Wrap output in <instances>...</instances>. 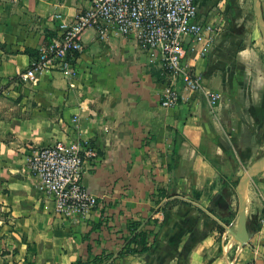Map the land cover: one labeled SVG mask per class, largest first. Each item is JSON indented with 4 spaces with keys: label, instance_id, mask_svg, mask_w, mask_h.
Returning a JSON list of instances; mask_svg holds the SVG:
<instances>
[{
    "label": "crops",
    "instance_id": "0c3cea01",
    "mask_svg": "<svg viewBox=\"0 0 264 264\" xmlns=\"http://www.w3.org/2000/svg\"><path fill=\"white\" fill-rule=\"evenodd\" d=\"M81 5L0 0V246L8 264H86L116 254L133 221L153 231V244L112 264H264V171L249 185L248 222L257 227L249 242L238 250L218 230L237 228V181L264 148V43L254 0H199L198 20L212 40L187 37L186 61L222 93L215 114L189 89L177 107H163L162 64L115 32L85 33L75 75L19 81L29 51L57 34L54 14L72 20ZM56 141L98 148L83 180L100 201L85 217H57L29 168L32 148Z\"/></svg>",
    "mask_w": 264,
    "mask_h": 264
},
{
    "label": "built area",
    "instance_id": "2783aa9c",
    "mask_svg": "<svg viewBox=\"0 0 264 264\" xmlns=\"http://www.w3.org/2000/svg\"><path fill=\"white\" fill-rule=\"evenodd\" d=\"M82 5L72 20L62 13L54 14L59 21L57 34L51 36L32 56L29 66L18 73L23 83L37 81L41 76L62 72L73 76L86 45L85 33L92 29L101 38L113 32L134 37L139 46L162 64L165 84L161 105L177 107L182 90L198 91L208 99L212 113L220 106L222 93L208 87L203 75L186 61L189 50L186 38L195 42L206 37L207 28L198 20L199 0H81ZM207 47L203 50L205 54ZM98 148L90 142L56 141L32 148L29 168L38 185L55 202V215L64 219L85 217L99 205L83 180V170L98 158ZM264 222V208L261 217Z\"/></svg>",
    "mask_w": 264,
    "mask_h": 264
},
{
    "label": "water",
    "instance_id": "95a60500",
    "mask_svg": "<svg viewBox=\"0 0 264 264\" xmlns=\"http://www.w3.org/2000/svg\"><path fill=\"white\" fill-rule=\"evenodd\" d=\"M254 10L256 14L257 24L264 40V15L261 0H254ZM264 171V155L254 161L252 165L240 177L236 191L239 199V212L237 228L228 227L223 233L224 239L231 235L237 243H239L238 250L247 244L255 233V229L248 222V190L253 177Z\"/></svg>",
    "mask_w": 264,
    "mask_h": 264
},
{
    "label": "trees",
    "instance_id": "16d2710c",
    "mask_svg": "<svg viewBox=\"0 0 264 264\" xmlns=\"http://www.w3.org/2000/svg\"><path fill=\"white\" fill-rule=\"evenodd\" d=\"M29 52L32 56L38 53V51ZM159 194L160 196H166V193L163 190H160ZM142 226L143 224L141 221H133L129 226L130 235L126 238L123 248L118 253H110L105 256L96 257L93 261H87L86 264H92V262L94 264H112L116 258L123 255L147 253L153 244H150L149 240L153 231L145 229ZM253 227L255 230L257 229V227ZM218 230L223 233L225 228L224 226L219 225Z\"/></svg>",
    "mask_w": 264,
    "mask_h": 264
},
{
    "label": "rangeland",
    "instance_id": "374dc122",
    "mask_svg": "<svg viewBox=\"0 0 264 264\" xmlns=\"http://www.w3.org/2000/svg\"><path fill=\"white\" fill-rule=\"evenodd\" d=\"M259 31H260V30H259ZM259 39L262 41V43H264V40H263V37H262L261 32H259ZM263 147H264V146H263ZM258 149H260V148H258ZM258 151H259V153L257 154L256 160L259 159L261 156L264 155V148L261 149V150H258ZM256 160H255V161H256ZM251 165H252V164H251ZM251 165H250V166H251ZM250 166H249V167H250ZM249 167H247V169H248ZM237 204L239 205V201H238ZM226 230H227V229H225L224 232H226ZM224 232H223V233H224ZM0 236H1V230H0ZM229 236H231V235H229ZM231 237H232V236H231ZM2 251H3V252H2ZM5 253H6V248L3 247V246H0V264H8V262L6 261L7 258L4 257Z\"/></svg>",
    "mask_w": 264,
    "mask_h": 264
}]
</instances>
